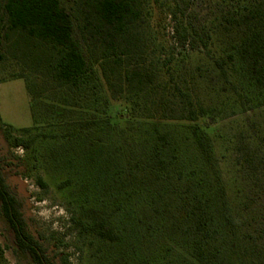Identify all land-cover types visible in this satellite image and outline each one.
<instances>
[{
  "label": "trees",
  "instance_id": "obj_1",
  "mask_svg": "<svg viewBox=\"0 0 264 264\" xmlns=\"http://www.w3.org/2000/svg\"><path fill=\"white\" fill-rule=\"evenodd\" d=\"M173 5L0 0V64L20 67L9 78L26 80L35 125L47 130H7L25 158L0 149V214L19 257L71 264L67 253L50 256L29 228L13 180L32 159L77 201L95 202L67 220V232L90 238L91 264H135L137 247L145 263L158 255L163 264H264V119L238 131L234 195L197 124L224 106L264 107V0H241L208 32L183 28ZM112 101L129 107L123 123L105 115Z\"/></svg>",
  "mask_w": 264,
  "mask_h": 264
},
{
  "label": "rangeland",
  "instance_id": "obj_2",
  "mask_svg": "<svg viewBox=\"0 0 264 264\" xmlns=\"http://www.w3.org/2000/svg\"><path fill=\"white\" fill-rule=\"evenodd\" d=\"M239 3L241 0H174V5H177L179 11L180 25L183 28L195 27L202 32L210 31L217 18ZM169 9V6L164 5L159 11L162 12L161 17H165L167 38L170 43H174V20L167 13ZM199 45L200 43L197 42L194 52L203 55L205 50ZM18 71L20 67L16 65H10L8 62L0 64V149L25 158L29 152L22 146L11 147L7 130L10 129L15 136L21 134L24 137H27V134L20 131L21 128L34 127L29 135L38 136L47 130L41 128L40 124L35 125L38 121L33 113L32 95L26 80L9 78L11 73ZM128 112L129 107L125 103L112 101L105 115L113 122L123 123L124 115ZM121 117L123 120L120 119ZM261 118L264 119V107L242 112L224 106L223 111L215 117H207L197 122L210 136L217 163L232 195H234L235 186L241 185L234 162L238 131L245 122L253 121V119L260 121ZM36 146L39 148L42 145L38 142ZM32 154L33 150L30 151L29 157H32ZM21 169L23 173L17 175L13 182L22 198H25V211L30 217L28 220L30 230L41 239L50 256L67 253L71 264L93 263L94 260H90L87 245L90 238H80L76 232H67V220L72 214H78L82 203L90 205L95 202L85 198L77 201L73 197L71 187L60 186L64 179L52 175L39 162L28 160ZM39 176L47 183L46 187L38 185L36 178ZM5 234L4 219L0 214V264H32L15 254L12 248L7 247ZM94 246L96 248L98 243L95 242ZM179 250L184 253L183 249ZM132 253L134 257L137 256L135 264H163L158 255L151 262H143L139 247L136 250L133 249ZM55 264H60L58 258Z\"/></svg>",
  "mask_w": 264,
  "mask_h": 264
}]
</instances>
